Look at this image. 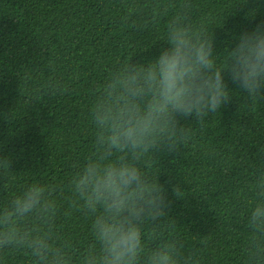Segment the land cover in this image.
Masks as SVG:
<instances>
[{"label": "trees", "instance_id": "trees-1", "mask_svg": "<svg viewBox=\"0 0 264 264\" xmlns=\"http://www.w3.org/2000/svg\"><path fill=\"white\" fill-rule=\"evenodd\" d=\"M243 2L192 0V17L214 34L217 54L264 21V0ZM177 3L0 0V154L12 161L0 175V203L34 182L56 186L54 232L75 257L95 247L93 220L73 206L68 190L95 150V93L110 71L159 55ZM224 80L233 93L229 102L203 125L182 120L193 128L190 139L179 151L147 160L146 171L153 179L159 174L166 190L165 236L177 238L195 264H254L247 217L264 170V100L246 102L228 73ZM0 264H30V257L6 250Z\"/></svg>", "mask_w": 264, "mask_h": 264}, {"label": "clouds", "instance_id": "clouds-1", "mask_svg": "<svg viewBox=\"0 0 264 264\" xmlns=\"http://www.w3.org/2000/svg\"><path fill=\"white\" fill-rule=\"evenodd\" d=\"M192 8V0H178L159 55L110 71L95 93V150L68 185L73 206L93 220L95 247L72 254L54 232L58 189L34 182L0 203V252H25L30 264H195L177 238L165 236L166 190L145 162L179 151L190 139L193 128L182 120L203 125L229 102L233 93L225 73L246 102L264 100V21L236 36L221 55L214 34L193 19ZM11 163L0 154V175L10 172ZM254 188L258 199L247 217L248 252L254 264H264V170ZM146 240L152 241L150 249Z\"/></svg>", "mask_w": 264, "mask_h": 264}]
</instances>
